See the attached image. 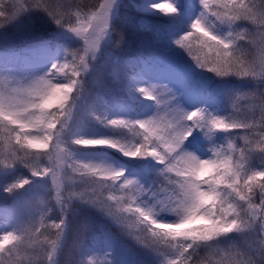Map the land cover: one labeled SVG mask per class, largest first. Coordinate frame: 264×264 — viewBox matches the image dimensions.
<instances>
[{
	"label": "snow or ice",
	"instance_id": "snow-or-ice-1",
	"mask_svg": "<svg viewBox=\"0 0 264 264\" xmlns=\"http://www.w3.org/2000/svg\"><path fill=\"white\" fill-rule=\"evenodd\" d=\"M200 6L199 17L169 44L165 39L168 30L162 26H157L150 39L134 40V21L131 35L126 39L121 32L117 39L114 22L119 0H96L87 12L79 6L73 10L71 5L29 4L27 0L14 4L9 12L0 2V27L23 12L38 9L82 41L75 53H66L64 63L53 64L49 72L29 83L0 81V167L21 164L32 177L48 179L60 210L59 217L50 218V210L36 207L28 222L0 235V264H57L68 227L66 213L73 200L104 212L143 247L160 255L171 254L165 264H264V167H251L254 157L264 166V0H200ZM150 8L171 24L178 19L183 3L159 0ZM217 26L227 31L221 34ZM137 46H174L204 72L218 78L251 79L257 87L244 93L250 104L243 111L233 104L232 112L224 116L206 108L189 112L167 84L141 82L142 78L121 73L116 81L118 91L152 102L155 113L145 119L95 113L93 118L105 128L119 131L120 138L62 139L77 100L86 92L85 77L100 80L108 65L121 66L113 51L129 53ZM69 60L70 73L65 71ZM60 74L65 79L57 78ZM240 98L235 95L230 101ZM53 108L56 110L51 111ZM195 131L209 140L218 132L233 139L226 148L214 144L209 148L211 155L201 159L184 150ZM74 146L106 147L130 159L157 161L163 166V182L154 195L161 197L157 203L175 214L177 222H158L153 207L138 202L144 189L136 181L109 166L75 159ZM198 159L207 163L200 164L190 180V167ZM30 183L22 179L3 191L17 194ZM231 233L246 234L243 248L212 246ZM37 244L42 254L35 250Z\"/></svg>",
	"mask_w": 264,
	"mask_h": 264
},
{
	"label": "rangeland",
	"instance_id": "rangeland-1",
	"mask_svg": "<svg viewBox=\"0 0 264 264\" xmlns=\"http://www.w3.org/2000/svg\"><path fill=\"white\" fill-rule=\"evenodd\" d=\"M155 2H159V0H119L120 7L117 9V17L121 18L129 26H132L133 21L136 25L146 22L148 15L156 13L150 8V5ZM160 2L166 3L167 0H160ZM172 2L179 5V0H172ZM197 17L199 15H191L189 18L190 23ZM58 32L60 33L59 41L53 40L51 36L48 37L49 40L44 38L39 41L37 39L40 38V34L38 35L33 30L31 31L27 27V23L22 20L17 21L9 32L0 29V81L7 79L18 84L29 83L49 72L53 64L59 62L62 64L66 53H75L82 47V41L73 34L61 28L58 29ZM26 43V46H22ZM16 45L18 47L14 48ZM113 55L117 56L114 53ZM124 61H127V63H124ZM181 61L178 55L163 57L162 62L149 57L131 60L129 58L121 60L120 58L121 66L108 65L100 80H96L92 76L85 77L86 92L77 100L73 117L62 139L70 141L76 137L102 138L109 136L120 138L121 134L119 131L107 129L98 123L93 118L95 113L107 112L110 117L120 116L127 119H145L155 113L156 109L152 102L145 101L140 97L132 99L126 93L118 91L120 85L116 81L121 73H126L129 78H142L141 82L165 83L176 93L183 109L190 112L200 108L203 99L209 93L207 83L190 76V72L178 68L177 65ZM185 62L187 61L184 60L183 63L185 64ZM69 65V68L65 69V71L70 73V60ZM57 78L65 79L63 74H60ZM221 88L227 87L221 84ZM253 88L251 85L249 90H253ZM231 89L225 91V94L229 97L232 96ZM241 98L243 99V97ZM244 101L245 109L246 105L250 104V101L246 102L248 101L247 99ZM50 110L55 111L56 109ZM203 139L204 135L202 133L199 131L193 132L192 136L185 142L184 150L192 152L201 159H207L211 155L209 152L210 147H206L203 144ZM231 139H233L231 135L226 136L224 140L225 148L227 147L226 143ZM239 141L243 143V140H237L236 142L239 143ZM71 150L77 160L103 164L122 171L126 178L136 181L144 189V193L139 197L138 202L153 207L157 213L155 219L158 222H177L178 217L175 214L169 210H162L157 203V200L161 197L154 195L163 182V177L161 176L163 166L157 161L151 158L130 159L106 147L74 146ZM33 151L35 152V150ZM251 167L260 170L264 166L261 165L259 158L254 157L251 161ZM15 175L17 177L22 175V173L17 172ZM76 179L77 181L80 179L78 174ZM39 191L38 184H34L16 197L14 214L19 223L28 222L33 218L34 209L36 207L42 208L45 205L44 200H42L44 198L41 199L39 196ZM73 201L77 202V200ZM81 203L90 206L97 214L110 218L98 208L82 201ZM56 208L59 209L58 207ZM6 228L7 224L4 221L0 222V234ZM118 229L121 232H126L119 225ZM236 235L241 238V243L244 244L246 234L231 233L227 237H235ZM115 241L118 246L117 250H115ZM131 242L135 245L137 253L140 252L137 249L140 246L146 256L150 255L148 249L138 244L132 237ZM122 249L126 250V247L123 243L118 242L116 237L104 236L101 250L95 253L93 258L102 264H131ZM132 253L135 254L134 251ZM168 258H171V254L167 256L157 254L153 257V262L154 264H165Z\"/></svg>",
	"mask_w": 264,
	"mask_h": 264
},
{
	"label": "trees",
	"instance_id": "trees-1",
	"mask_svg": "<svg viewBox=\"0 0 264 264\" xmlns=\"http://www.w3.org/2000/svg\"><path fill=\"white\" fill-rule=\"evenodd\" d=\"M4 5H6V11L11 12L12 6L16 3H23L24 0H0ZM29 4H42V5H55L64 4L65 6L71 5L72 9L75 10L77 6L84 12H87L88 7L96 3V0H27ZM258 2V0H257ZM183 3V10L181 11L178 19L169 24L167 18L162 17L158 13H153L147 16L146 22L139 23L136 25L137 35L133 37L134 40H146L150 39L152 32L157 28V26H162L168 30L166 40L170 44L172 40L176 39L183 32L187 31L190 26V16L200 15L202 9L200 6V0H179V4ZM74 19V18H73ZM22 20L27 23V27L33 32H36L40 38L37 40H43L49 36L53 37V40H60V33L58 32L59 27L52 21V19L42 10L33 9L21 13L16 19L6 22L1 30L9 32L15 26L17 21ZM115 28L118 39L119 33L124 32L126 39L132 33V26L127 25L121 18H116ZM143 25V27H141ZM221 34L227 31L223 26H217ZM239 27V26H238ZM251 29V25H247ZM64 30V29H62ZM243 30V29H242ZM49 40V39H48ZM26 44L22 46H26ZM18 47L17 45L14 47ZM113 53L123 60L124 58L138 59L149 57L162 62L163 57H168V55H178L179 59L182 61L177 65L181 70L184 69L186 72H190V76L198 78L200 81H205L209 93L205 96L201 103L200 108H206L208 111L213 112L218 115H229L233 108L232 105L235 104L240 110H244V93L254 91L257 87L256 83L249 78H237L234 76L226 78H218L212 73H207L197 68L192 62L191 58L187 56L182 50H179L172 46L171 48L165 47H134V50L129 53H123L120 50H115ZM182 56V58H181ZM186 60L185 64L183 61ZM64 63V62H63ZM221 84H224L227 88H221ZM253 86V90H249L250 86ZM231 89L232 96H227L225 91ZM75 94V93H73ZM235 95H239L240 99L230 98ZM249 102V101H246ZM249 104V103H248ZM247 106V105H246ZM226 134L218 132L213 135L212 139L209 140L204 137L203 144L206 147H212L214 144H224ZM239 144H243L239 141ZM12 169H14L12 171ZM21 172L22 175L16 177V173ZM22 179H28L31 181L24 189L20 190L17 194H9L3 191L4 187L8 184L17 182ZM38 184L39 196L44 199L45 205L41 208L42 210H50L51 216L59 217L60 210L56 208L54 197L55 192L50 191V181L48 179L34 178L28 168H25L21 164H16L11 168L0 167V222L4 221L7 224L5 231L0 234L3 235L7 231H10L16 224H18V219L14 214V203L16 197L25 192L29 186ZM259 199V194L257 193V202ZM66 220L68 227L65 230V237L61 242L60 249L56 257L57 264H80L84 261L87 264L88 261H92L93 264H101L93 255L101 250L102 240L104 236L116 237L118 242L123 243L126 250L122 249L125 253L127 260L131 264H154L153 257L157 253L148 249L150 255H145L144 251L141 250L140 246L137 249L141 252H136L135 245L131 242V236L126 232H121L118 229V225L110 218L101 216L94 212L90 206H86L81 203V201H72L67 213ZM53 221L50 219L49 223ZM58 222V221H57ZM129 238V239H127ZM43 239V237L41 238ZM82 239V243H79ZM79 243V247L77 246ZM237 246L240 248L244 247L241 243V238L238 235L235 237L222 236L213 242V247L228 249L231 246ZM6 248L11 247V243L5 245ZM118 249L117 243L115 241V250ZM132 251L135 252L132 253ZM203 252V250H202Z\"/></svg>",
	"mask_w": 264,
	"mask_h": 264
},
{
	"label": "clouds",
	"instance_id": "clouds-1",
	"mask_svg": "<svg viewBox=\"0 0 264 264\" xmlns=\"http://www.w3.org/2000/svg\"><path fill=\"white\" fill-rule=\"evenodd\" d=\"M53 66H55V65H53ZM204 163H207V161H206V160H199V159H198L196 162H194V163L191 165V167H190L191 175L189 176V179H190V180H194V178H195V173H196V171L198 170L199 165H200V164H204ZM203 211L207 212L208 209H204ZM24 247H25L26 250L31 251V249H29L27 245H24ZM34 247H35V250H36L37 252H41V248H40V245H39V244L35 245ZM41 254H42V252H41ZM255 264H259V262L256 261Z\"/></svg>",
	"mask_w": 264,
	"mask_h": 264
}]
</instances>
